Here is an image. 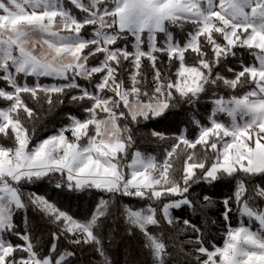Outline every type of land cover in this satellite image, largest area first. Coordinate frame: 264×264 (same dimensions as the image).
<instances>
[{
    "label": "snow or ice",
    "instance_id": "snow-or-ice-1",
    "mask_svg": "<svg viewBox=\"0 0 264 264\" xmlns=\"http://www.w3.org/2000/svg\"><path fill=\"white\" fill-rule=\"evenodd\" d=\"M67 5L66 0H0V264H71L76 253L58 248L61 236L73 245H93L103 264H111L99 235L110 200L101 199L90 218L77 220L31 193L28 203L60 231L42 254L29 230H18L16 212L28 206L22 185L45 177L55 178L57 189L94 188L159 202V216L152 204L124 209L129 226L143 235L153 264H171L165 226L177 234H198L190 241L200 254L195 264H264V0H67ZM185 24L194 30L181 43L172 29ZM128 37L134 39L133 51L118 45ZM157 53L170 65L176 61L175 79L162 77ZM245 53L251 61L245 62ZM90 58L99 62L90 66ZM143 59L154 70L150 90L143 86ZM124 61L134 69L130 84L120 78ZM41 78L62 83L43 84ZM220 87L247 91L227 99L216 96L207 125L193 115L199 130L195 138L187 129L175 137L151 131L159 141L174 140L161 162L139 150L129 155L130 125L166 118L181 103L195 105ZM65 95L82 106L84 117L69 114L67 125L33 145L26 121L35 125L39 117L26 99L51 108L53 96L63 104ZM218 114L230 123L216 119ZM223 180L235 185L223 200L224 220L235 205L249 224L232 228L229 223L223 246L209 250L202 229L188 219L181 227L172 210L187 206L195 212L191 187ZM203 201L199 207L215 206L208 195Z\"/></svg>",
    "mask_w": 264,
    "mask_h": 264
},
{
    "label": "trees",
    "instance_id": "trees-1",
    "mask_svg": "<svg viewBox=\"0 0 264 264\" xmlns=\"http://www.w3.org/2000/svg\"><path fill=\"white\" fill-rule=\"evenodd\" d=\"M73 11L77 16L82 15L78 10L73 9ZM193 30L194 26L191 24H185L183 29H172L175 38L181 41V43H183L186 33ZM146 35L147 34H145V36ZM162 35L163 34H160V36H158V41H160ZM133 41L134 39L132 37H128L127 40L119 41L118 45L120 47L127 45L128 50L133 51ZM146 45L147 44H145V48ZM156 55L158 56L156 66L161 70L162 77L175 79L173 73L177 66L176 61H173L170 65L166 55L159 53ZM251 59L252 58L245 53V62H249ZM98 62L96 58H90L89 64L91 66ZM192 62L191 59L186 58V63L191 64ZM235 63V61H230L229 66H234ZM133 71L130 63L124 61L120 78H122L126 84H130L129 77ZM141 72L145 78L143 86L150 90L153 87L154 70L150 62L146 59L142 61ZM223 74L230 75L227 72ZM40 82L43 84L62 83L61 81H55L51 78H41ZM28 83H34V78L29 77ZM2 86L3 84L0 83V87ZM244 91H247V88H237L235 91H232L220 87L215 89L214 93L210 91L207 95L202 96L200 101L195 105L181 103L175 110L169 112L166 118L153 119L146 123L130 125L134 143L129 151V155L131 156L132 152L139 150L146 155L155 156L157 161L161 162L165 157L166 150L174 143V140L167 139L165 141H159L150 135L151 131L155 130L164 133L168 137H175L180 135L182 130L187 129L188 137L195 138L199 130L192 123L193 115H195L201 123L207 125L209 122V114L213 108L212 101L216 96H222L227 99L232 95H240ZM63 100V104H58L56 103V97L53 96L54 104L49 108L46 103L41 102L40 104H36L31 99H26V103L35 110L36 115L39 117L35 125L26 121V126L29 128L30 134L32 135L33 145L56 134L61 127L67 125L69 123L67 119L69 114L78 118L84 117L85 113L82 110V106L70 102L69 95H65ZM0 106L4 105L0 104ZM216 119L230 123V118L226 115H222L221 117L217 116ZM68 135L70 136L69 133ZM84 142L83 140L81 141V143ZM181 166V162H177V169ZM176 175L179 178V171H177ZM56 182L57 180L55 178L50 181L49 178L45 177L36 183L23 184L21 193L28 206L26 210L22 209L17 211L14 217L15 222L19 226L18 230L24 231L25 228H27L33 241L39 244V249L42 254L46 253L51 246L53 242L52 234L58 233L60 228L57 224L52 223L50 218L43 212L39 211L31 203H28L27 197L31 193L47 198L59 209L72 215L77 220L90 218L94 214L101 199L110 200L108 215L102 217L103 227L99 235L111 264H153L149 250L144 247L145 239L143 235L139 230L129 226L124 215V209L125 206H130L133 209L146 208L152 204L157 207V214L159 216V202L142 201L135 197L121 196L119 193L112 196L109 193L101 192L94 188L85 189L84 191L57 189L55 187ZM234 187V182L231 180L219 181L213 185L205 183L194 184L190 189V198L194 202H197V210L193 212V210L187 206L178 210H172L173 215L181 221V227H183L182 221L188 219L202 229L204 234V246L208 247L209 250H212L213 245L222 247L226 240L229 223L231 227L236 226L238 223V213L235 205H233L234 211L229 214V221L226 222L223 217V212L225 210L223 200L232 194ZM205 195L212 197L215 201L214 207H199V205L205 203L203 201ZM150 230L155 231L154 228ZM163 234L166 237L168 250L172 253L169 258L171 264H195L194 257L200 254L194 252V248L198 247V245L190 241H195L197 239V233L185 231L177 234L175 229L170 226H165ZM11 239L13 243H22V241H19L16 237H12ZM70 241L71 238L61 236L57 243L60 250L76 253V255L71 258V264H103V258L98 254L93 245H73ZM201 259H203L202 256Z\"/></svg>",
    "mask_w": 264,
    "mask_h": 264
},
{
    "label": "rangeland",
    "instance_id": "rangeland-1",
    "mask_svg": "<svg viewBox=\"0 0 264 264\" xmlns=\"http://www.w3.org/2000/svg\"><path fill=\"white\" fill-rule=\"evenodd\" d=\"M66 4H67V0H66ZM67 6V5H66ZM133 44H134V41H133ZM145 47V46H144ZM134 50V49H133ZM145 50H147V45H146V48H145ZM144 60V59H143ZM142 60V61H143ZM134 70V69H133ZM213 107H214V105H213ZM222 115H224V114H218L217 116L218 117H221ZM224 123H226V122H224ZM227 124V123H226ZM66 135H68V133H66ZM125 172L127 173L128 172V169H125ZM233 207V206H232ZM233 209H234V207H233ZM234 211V210H233ZM237 213H238V223H237V225L236 226H233L232 228H236V227H239L240 225H241V223L243 222L245 225H248L249 224V221H248V218L247 217H241V215H240V213L237 211ZM251 227L255 230L256 229V227H257V225L255 224V223H252L251 224Z\"/></svg>",
    "mask_w": 264,
    "mask_h": 264
}]
</instances>
